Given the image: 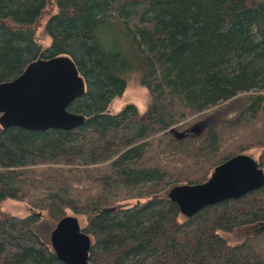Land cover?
<instances>
[{"label": "trees", "instance_id": "trees-1", "mask_svg": "<svg viewBox=\"0 0 264 264\" xmlns=\"http://www.w3.org/2000/svg\"><path fill=\"white\" fill-rule=\"evenodd\" d=\"M58 55L83 78L68 110L85 120L71 130L0 125V203L41 213L0 210V264H65L33 225L66 210L85 222L89 264H264V185L190 217L168 196L237 153L254 151L264 171V0H0V82ZM129 74L146 107L112 113ZM240 95L250 100L233 120L178 140L168 131Z\"/></svg>", "mask_w": 264, "mask_h": 264}, {"label": "water", "instance_id": "water-1", "mask_svg": "<svg viewBox=\"0 0 264 264\" xmlns=\"http://www.w3.org/2000/svg\"><path fill=\"white\" fill-rule=\"evenodd\" d=\"M85 91L83 78L73 60L65 55L37 58L9 81L0 82V125L44 131L50 128L71 130L85 117L68 110L69 104ZM200 121L183 130L169 128L175 139L204 128ZM203 126V128H201ZM201 128V129H200ZM264 185V171L247 154L237 153L216 165L200 183L177 184L168 191L169 199L185 217L207 205L236 199ZM122 204L103 207L112 212ZM50 245L65 264H89L90 236L82 231L75 215L61 217L50 233Z\"/></svg>", "mask_w": 264, "mask_h": 264}, {"label": "rangeland", "instance_id": "rangeland-1", "mask_svg": "<svg viewBox=\"0 0 264 264\" xmlns=\"http://www.w3.org/2000/svg\"><path fill=\"white\" fill-rule=\"evenodd\" d=\"M259 1V0H258ZM52 9L46 12L48 15ZM42 22L37 23L35 27V31L37 34V40L43 46L49 43V38L43 35L42 31ZM127 81V88L124 93L120 96L113 97L110 101L108 110L112 113H117L120 111L126 104L134 103L137 104L140 109H144L146 107V103L149 100L148 92L145 88L139 86L138 78L136 74H129L126 75ZM247 95H240L236 98L235 101L225 104L224 106H219L216 108L212 113H205L201 114L200 116L196 117V121L194 123L203 121L204 128L210 121H217V122H229L235 118L236 115L241 111V109L249 102L250 98ZM193 123V124H194ZM192 125V124H191ZM203 126L201 128H203ZM186 128V127H185ZM183 128V129H185ZM200 128V129H201ZM182 129V130H183ZM200 130H197V132ZM247 154L251 155L254 159L256 158V153L252 150L248 151ZM0 210L5 214H12L17 216H26L30 213H38L39 211L36 209L30 208V206L23 202L16 199H5L0 203ZM38 214H41L40 212ZM75 215L69 210L63 212V215ZM42 216V215H41ZM80 223V226H83L85 222L83 221L82 217L75 215ZM59 220L58 216H47L45 214L41 219H39L34 225L33 229L36 231L39 236L50 243L49 237L50 233L55 227V224ZM243 233L241 231L231 233L228 238L231 242L238 241L242 238Z\"/></svg>", "mask_w": 264, "mask_h": 264}]
</instances>
